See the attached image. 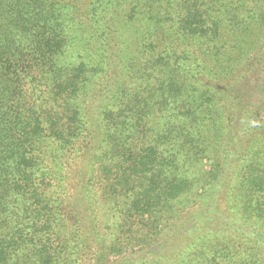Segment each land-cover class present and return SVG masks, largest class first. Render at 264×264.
I'll use <instances>...</instances> for the list:
<instances>
[{"label":"trees","instance_id":"1","mask_svg":"<svg viewBox=\"0 0 264 264\" xmlns=\"http://www.w3.org/2000/svg\"><path fill=\"white\" fill-rule=\"evenodd\" d=\"M84 244L264 264V0H0V264Z\"/></svg>","mask_w":264,"mask_h":264},{"label":"rangeland","instance_id":"2","mask_svg":"<svg viewBox=\"0 0 264 264\" xmlns=\"http://www.w3.org/2000/svg\"><path fill=\"white\" fill-rule=\"evenodd\" d=\"M71 158H73V162L71 161V165L75 168L79 165V162L77 161V158L75 156H72ZM213 165L211 159H204L203 160V167L205 168V172L207 174H209L211 171H213V168H211V166ZM235 166V165H233ZM212 169V170H211ZM201 171V169H199V172ZM195 172L197 173V171L195 170ZM71 181H74V178H70ZM73 183L71 182V185ZM100 194V193H98ZM96 200L98 201V204L95 205V203L93 202H87L84 205H80L78 208H76L77 211V217L78 220H80L82 223L83 222H92V220H97V221H106V220H100L101 218H103L105 213V208H107V203L104 199L102 198H96ZM228 203L223 202L221 205V212H218V214H221V220H233L232 219V215H230V211L228 210ZM193 210L195 211V208H193L190 212H188V208L184 209L181 213V218H179V220H172V224L169 223L168 229H170V233H168V235L166 236L167 240H164L163 242L168 244L169 242H173V248H178L179 245H175L174 244V240H176V235L174 234H178V231L181 232L184 229H186L188 226L185 227L182 226L180 229H176V226L180 223H183L184 221L189 220L191 214L193 213ZM196 210H198V208H196ZM200 211V210H199ZM201 212V211H200ZM183 217V218H182ZM219 220V219H218ZM111 220H108V222H110ZM252 221V220H251ZM253 222V221H252ZM178 230V231H177ZM238 230V229H237ZM239 231V230H238ZM263 232V230H262ZM85 231H81L82 236L85 235ZM82 239V238H81ZM90 241L91 238H88ZM177 242V241H175ZM175 245V246H174ZM84 248L82 249H78L79 251H77L74 259H76V264H95V261L97 259V257L99 258L100 256V251L98 250V247H95L93 244H91L90 246H88V244H84ZM88 246V247H87ZM133 246V247H132ZM139 247L134 246V244L130 245L128 248L122 249L121 252L118 251V253H116L115 255H110V253H108L109 255H106L105 258L102 257V262L104 264H116L118 262V260L123 259L124 257H128L129 254H132L134 251L138 252Z\"/></svg>","mask_w":264,"mask_h":264}]
</instances>
